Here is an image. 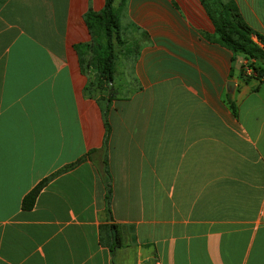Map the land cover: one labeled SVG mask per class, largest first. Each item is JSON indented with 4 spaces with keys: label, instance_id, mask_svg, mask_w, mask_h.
<instances>
[{
    "label": "crops",
    "instance_id": "1",
    "mask_svg": "<svg viewBox=\"0 0 264 264\" xmlns=\"http://www.w3.org/2000/svg\"><path fill=\"white\" fill-rule=\"evenodd\" d=\"M234 1L264 35V0ZM103 3L0 0V264H264V63L242 75L200 0H112L134 52L116 48L106 210L73 47Z\"/></svg>",
    "mask_w": 264,
    "mask_h": 264
},
{
    "label": "trees",
    "instance_id": "2",
    "mask_svg": "<svg viewBox=\"0 0 264 264\" xmlns=\"http://www.w3.org/2000/svg\"><path fill=\"white\" fill-rule=\"evenodd\" d=\"M200 2L213 24L212 37L232 53H241L246 58V63L241 67L242 75L248 76L252 71L256 76H260L262 68L259 63H264V35L244 20L234 0H200ZM82 19L88 29L89 39L76 42L73 47L80 69L86 73L82 92L96 100L101 112L104 134L99 149L102 151L101 162L104 170L105 208L109 211L111 176L107 168L106 148L111 127L108 113L114 97L112 77L116 48L123 39L120 35L119 15L117 10L113 9L112 0H104L99 9L87 7L82 13ZM244 66L249 67L251 71L245 73ZM229 105L233 110L232 102L229 101ZM81 158L82 156L78 157L76 161ZM46 179L40 180L24 194L22 198L24 208L32 205L40 186ZM115 240L110 245L116 244Z\"/></svg>",
    "mask_w": 264,
    "mask_h": 264
},
{
    "label": "rangeland",
    "instance_id": "3",
    "mask_svg": "<svg viewBox=\"0 0 264 264\" xmlns=\"http://www.w3.org/2000/svg\"><path fill=\"white\" fill-rule=\"evenodd\" d=\"M113 9L116 11V7H114L113 6ZM121 35V34H120ZM121 38H122V36H121ZM123 39V38H122ZM124 44H127L128 43V46L127 47H130V50H131V52L133 53L134 52V46H133V41L131 40V39H128V40H124V42H123ZM119 46V45H118ZM117 46V47H118Z\"/></svg>",
    "mask_w": 264,
    "mask_h": 264
},
{
    "label": "water",
    "instance_id": "4",
    "mask_svg": "<svg viewBox=\"0 0 264 264\" xmlns=\"http://www.w3.org/2000/svg\"><path fill=\"white\" fill-rule=\"evenodd\" d=\"M229 83H232V81H231V80H229Z\"/></svg>",
    "mask_w": 264,
    "mask_h": 264
}]
</instances>
